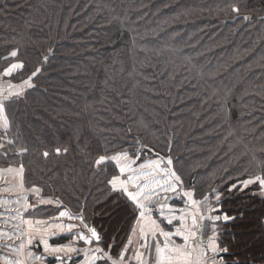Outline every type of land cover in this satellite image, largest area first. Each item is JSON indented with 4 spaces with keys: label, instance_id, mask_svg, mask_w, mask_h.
<instances>
[{
    "label": "trees",
    "instance_id": "obj_1",
    "mask_svg": "<svg viewBox=\"0 0 264 264\" xmlns=\"http://www.w3.org/2000/svg\"><path fill=\"white\" fill-rule=\"evenodd\" d=\"M13 62L14 83L40 71L7 105L0 171L23 164L26 187L63 204L32 216L83 208L118 255L138 212L110 194L115 167L94 174L88 161L139 151L136 163L171 158L180 186L234 217L217 222L228 264H264V196L227 191L264 159V0H0V72ZM58 146L67 154L41 156Z\"/></svg>",
    "mask_w": 264,
    "mask_h": 264
},
{
    "label": "snow or ice",
    "instance_id": "obj_2",
    "mask_svg": "<svg viewBox=\"0 0 264 264\" xmlns=\"http://www.w3.org/2000/svg\"><path fill=\"white\" fill-rule=\"evenodd\" d=\"M229 7H231L233 12L239 14L240 7L238 5L233 4ZM243 19L247 20L248 17L245 16ZM9 55L17 57L18 52L13 50ZM23 68V62L12 63L3 70L2 75L8 77L15 70ZM39 71L40 68H37L27 80L23 81L18 90H11L15 86L10 85L7 95L0 92V130H2L3 136L6 137L11 128L10 121L6 115L7 105L12 102V97L20 98L23 95V88L25 86H33L32 77L36 76ZM13 143L12 139H8L6 144L0 143V149H5L6 145H13ZM27 151V148H21L17 154H23ZM67 152L68 148L58 146L52 151L43 150L41 156L47 160L51 156L59 157L67 154ZM3 154L6 155L7 153ZM130 155L132 156L131 159L129 158ZM138 159H140L139 151L130 154L126 151L118 150L111 154L107 151L98 153L94 159L88 161V167L93 169L94 174L106 172L109 165L115 167L116 171L107 180V184L110 186V194H118L117 199L121 197L126 198L138 212L135 218L136 224L132 228V235H137L138 232V242L145 249V252L136 251L134 253L133 259L136 261V264H228V258L225 254L229 253V248L222 247L219 243L217 233L219 225L217 222L223 221L227 223L229 220L234 219V217H230L226 213L215 216L209 215L207 217L208 223H204L202 215L197 216L193 214L191 226L184 227L186 216L182 213L180 217L182 226L174 233L165 231L148 214L158 206L157 210L160 212L161 217L167 219L169 224L172 223L173 219H176L174 215L176 209L166 203L169 197L162 195V193L179 194L178 187L182 184L181 177L171 167L160 169V163L163 158L142 162L137 167H133ZM172 163V159L168 158L167 165L170 166ZM145 168L162 171L165 174V179L162 181L153 179L143 184L137 183V181L144 179L146 175H153L152 172L144 173L142 170ZM256 169L252 173H248V170L245 169V173H248L245 178L229 185L227 191L231 192L233 189L244 191L250 185H256L259 194L264 196V159L257 162ZM17 171L22 174L24 165L21 164ZM132 188L135 191H131L130 189ZM32 191L39 192L40 189L34 188ZM213 192L216 193L215 199L219 202L222 193L216 192L215 188H213ZM193 195L190 191L183 192V196L195 206L196 201L193 199ZM54 202L58 207H63L62 202L59 200H40V203L44 204H53ZM208 202L209 198L207 196L204 197L203 204H207ZM219 207H221L219 204H213L208 208V211L209 213L217 212ZM61 218L80 221V225L72 223L64 224L61 222L48 223L47 220H36V225H43L44 227L34 228L31 220H25L24 223L28 225L27 233L21 231L15 237L11 234L0 233V235H6L8 240H21V243L17 246L3 245V247L9 248L10 253L16 257L15 259L4 257L3 264H29V262L31 264H45L46 261H48V264H98L99 261H104V264H129L126 254L129 250L128 245L132 243L131 236L128 239V245H125L118 255L113 256L111 252L112 245L109 244L107 248L102 246L103 237L96 228L87 222L83 208L76 214L68 210H61L50 219L60 221ZM81 225L83 226L81 231H73V229ZM209 226L211 227L212 234L205 238V231ZM53 229L61 233L66 231L69 243L63 245L49 243L48 237L57 235V232L53 231ZM25 235L28 237L26 242L23 240ZM161 236L163 237L162 243L159 240ZM173 236L180 237L183 243L177 244L173 241ZM37 237L39 243L34 244V240ZM150 239L153 241L152 244L149 243ZM40 246H42V252L37 254L33 249ZM153 248L155 250L154 258L151 255ZM145 255H148V260H145ZM49 258L51 259L49 260ZM233 264H239L238 258L233 261Z\"/></svg>",
    "mask_w": 264,
    "mask_h": 264
},
{
    "label": "crops",
    "instance_id": "obj_3",
    "mask_svg": "<svg viewBox=\"0 0 264 264\" xmlns=\"http://www.w3.org/2000/svg\"><path fill=\"white\" fill-rule=\"evenodd\" d=\"M13 63H16V62H13ZM20 70H15L13 74L8 77L3 76L2 72H0V92H2L4 95H7V90H9L10 85L15 86L11 89L13 91H16L19 89V86L23 82L14 83L11 81V77L16 75ZM26 88L27 86L23 88V93L26 90ZM13 98H16V97H12L11 99ZM2 135H3L2 130H0V143L2 139H4ZM133 167H136V166L133 165ZM18 169L19 167H13V168H6L0 171V233L11 234L13 235V237H15L21 231H24L25 233H27L28 225L24 223L25 220H31L34 228L44 227L43 225H36L35 224L36 220H47L48 223L61 222L64 224L72 223V224L80 225V221L68 220L67 218H61L60 221H53L50 218H41V217L38 218V217L32 216V211L44 203H40L41 198H40L39 192L32 191V189H29L26 187V184L24 182V171L22 174H20L17 171ZM145 180L146 179H142L140 180L139 183L140 184L145 183ZM130 190L135 191L134 188ZM189 191L192 192L191 190ZM168 197L169 199L166 201V203L170 204L174 209H176V212L174 213V215L176 216V219H173L171 224L167 222V219H165L164 217H161L160 212L157 210L158 206L154 208L151 213L148 214L151 216L153 220H156V222L160 225V227H162L165 231H170L174 233L178 228L182 226L181 219H180L182 213L186 216L184 227L191 226V217L193 214H196L197 216L202 215L204 217V223H208L207 217L209 215L215 216L216 212L209 213L208 211L209 205L203 204L202 202L198 201L194 197V195H193V199L196 201L195 206H193L186 197H184L185 204L183 205L180 204L181 199L177 198L176 196L175 197L168 196ZM177 203H179V205H176ZM166 215H167V211H166ZM82 228L83 226L81 225L80 227L73 229V231L74 232L81 231ZM53 231H56L57 235L49 236L48 237L49 243L55 244V245H63V244L69 243V240L65 241L64 243L58 242V238L68 235L66 231L63 233L59 232L56 229H53ZM211 234H212L211 227H208L205 231V238ZM27 239L28 237L27 235H25L23 237V240L26 242ZM131 239H132V243L130 245H128L127 243L129 250L126 256H127L129 264H136V261L133 259L134 253L136 251L145 252V249L142 248L140 246V242H138V232H137V235L131 234ZM172 239L177 244L183 243L180 237L173 236ZM159 240L162 243L163 237L162 236L159 237ZM20 243H21V240H17V239L8 240L6 235H0V264H3L4 257H7L9 259L16 258L14 255L10 253L9 248L3 247V245L17 246ZM38 243H39V239L37 237V239L34 240V244H38ZM149 243L152 244L153 241L150 239ZM33 250L37 254H40L42 252V246L38 248H34ZM151 255L154 258L155 256L154 248L151 251ZM50 259L51 258H49V260ZM148 259H149L148 255H145V260H148ZM100 262H104V261H99L98 264ZM29 264H31V262H29ZM45 264H48V261H46Z\"/></svg>",
    "mask_w": 264,
    "mask_h": 264
},
{
    "label": "rangeland",
    "instance_id": "obj_4",
    "mask_svg": "<svg viewBox=\"0 0 264 264\" xmlns=\"http://www.w3.org/2000/svg\"><path fill=\"white\" fill-rule=\"evenodd\" d=\"M152 161V160H151ZM143 162H149V161H143ZM140 163H142V162H140ZM140 163H136V165H134V166H138ZM168 166L166 165V163L162 160V162L160 163V169H164V168H167ZM147 169V170H146ZM144 173H149V172H152L153 173V175H146L145 177H144V179H146L145 180V182L146 181H150V180H153V179H155V180H163V179H165V174L162 172V171H159V170H155V169H153V168H145L144 170H142ZM140 181H137V183H139ZM143 184V183H142ZM184 192H186V190L187 189H185V188H183L182 186H180L179 185V187H178V192H179V194H177V193H162V195H167V196H171V197H177V198H179V199H181V202H180V204H185L184 202V196H183V191ZM187 191H189V190H187ZM199 201V200H198ZM179 202V201H178ZM210 201L206 204V205H209V207L211 206L210 205ZM176 205H179V203H177ZM210 227V226H209Z\"/></svg>",
    "mask_w": 264,
    "mask_h": 264
},
{
    "label": "water",
    "instance_id": "obj_5",
    "mask_svg": "<svg viewBox=\"0 0 264 264\" xmlns=\"http://www.w3.org/2000/svg\"><path fill=\"white\" fill-rule=\"evenodd\" d=\"M243 17H245V16H240V17H237L236 19H234V20H231L230 22H236V20H239V19H241V18H243ZM247 17H248V19H249V16L247 15ZM247 19V20H248ZM246 20V21H247ZM138 142V143H137ZM136 142V144L138 145V150H140L141 148H142V144H141V142L140 141H137ZM193 185H194V178L192 179V181H191V187H193ZM91 225V224H90ZM92 226V225H91ZM93 227V226H92Z\"/></svg>",
    "mask_w": 264,
    "mask_h": 264
}]
</instances>
